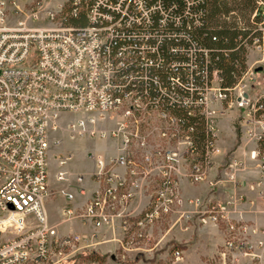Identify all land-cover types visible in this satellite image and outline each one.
I'll list each match as a JSON object with an SVG mask.
<instances>
[{"label": "built area", "instance_id": "1", "mask_svg": "<svg viewBox=\"0 0 264 264\" xmlns=\"http://www.w3.org/2000/svg\"><path fill=\"white\" fill-rule=\"evenodd\" d=\"M199 3L185 0L179 11L177 3L168 5L164 0H88L87 25L75 28L65 24L62 5L57 12L45 13L49 27L31 25L42 20L41 5L12 23L6 0H0V264H59L62 250L80 241L60 238L45 206L52 195L49 151L52 144L62 142L61 138L51 141L50 135L60 130L62 114L87 115L68 123L70 137L113 140L118 149L107 159L93 155V179L99 188L81 214L68 209L67 220L75 217L96 228L120 230L130 240L127 244L140 242L150 227L182 203V177L204 181L215 164L223 110L237 105L243 111L240 120L249 126L257 144L251 158L260 161L264 174L259 149L264 140L260 114L264 94L250 96L245 80L251 70L229 94L222 90L216 71L208 83L203 77L199 84L196 46L182 44L167 50L168 40H187L185 31L201 26L199 12H194ZM80 4L74 2L75 7ZM189 16L192 20L183 27L184 17ZM248 49L264 52L263 40L257 39ZM113 114L119 118L115 129L96 127ZM189 117L205 121L208 141L203 155L194 144L195 128L188 124ZM72 160L67 151L58 155L59 182L69 180ZM236 166L231 164L230 169ZM186 168L190 175L182 174ZM152 180L157 185L152 203L135 215L128 206L142 185ZM61 193L73 199L65 190ZM189 204L198 209L201 224L227 223L222 264L249 255L255 246L260 252L250 254L251 262L264 264V227L230 220L232 202L205 207L200 200H190ZM252 237L262 238L256 242ZM54 247L60 249L58 253ZM175 254L178 259L182 256L179 251Z\"/></svg>", "mask_w": 264, "mask_h": 264}, {"label": "rangeland", "instance_id": "2", "mask_svg": "<svg viewBox=\"0 0 264 264\" xmlns=\"http://www.w3.org/2000/svg\"><path fill=\"white\" fill-rule=\"evenodd\" d=\"M67 2L68 0H6V11L11 22L13 23L18 19L25 18V16L29 14L31 10L37 9L39 8V5H41L43 9V13L41 14L42 20L40 22L34 21L31 23V25L36 27H49V23L44 20L45 13L48 11L57 12L59 11V6H65ZM247 65L252 73L250 74V78L245 80V84H248L249 88H247V90L249 91L250 96L252 98H256L264 94V52L259 49L250 50L248 53ZM260 67L262 68V71H255ZM251 78L253 81H251ZM219 109L220 108H217L216 110ZM223 111L224 113H220L219 119L226 114L236 118L234 121L233 131L237 134V136L232 139V141H230V139H226V142H224L228 147V152L225 154V156H223L220 164L218 165L220 170L221 168L224 170H219L218 177H221L228 182H233L237 173L243 171L246 166V164H244L241 160L237 159L240 158L238 157L239 154L236 152L239 146L243 145L247 148V150L250 148L251 156L253 152H257V144L249 134V126L244 121L239 120L243 114V111L237 105ZM81 117H87V115L82 113H65L60 116V130L57 132H52L50 136L51 141H53L56 137H61L62 142L58 146H54L52 144L49 151V159L53 162L54 155L57 152L67 150V152L73 155L70 168H72L74 172L89 173L92 172L94 168V160L91 156L94 154L102 156L112 155L116 150V142L109 139H99L89 136L70 137V133L67 128L68 123L70 121H76ZM118 120L119 118L116 116V114H113L105 121L98 122L96 127L98 129L112 130L117 127ZM225 133H229V130L226 127L224 129V134L222 135L225 136ZM218 141L219 136L217 137L216 142L215 164L218 158V150L223 148L222 144L219 146L220 148L218 147ZM253 161L255 167L259 169L260 161L254 159ZM215 164L213 168L206 171L203 182H195L189 176H184L181 179H187L191 184L194 185L206 183L209 187H214L216 185V183L213 181V170L215 169ZM231 164H237V166L233 169H230ZM183 173L190 175L191 171L186 168L182 170V174ZM75 182L76 180L73 178L72 183L75 184ZM262 183H264V174L261 172V179L259 183L255 184L251 188L253 191L258 192L259 199L264 200V190L262 188L264 184ZM145 184L152 186L154 185L155 189L157 187L156 184H153V180L151 182L147 181ZM182 200L183 201L181 204L179 203L174 207L171 214L165 216L161 220L157 221L152 227H150L148 233L144 235L145 237L141 239L140 242L127 244L130 242V240H125V237L120 230L116 229V232H113L110 227L106 226L101 231L96 232L92 231L93 227L90 225V223L84 224V220L82 219H76L75 221L71 222L64 221L63 216L59 212V208L62 206L61 199L55 197V202H46V209L50 223L58 226L60 238H67L69 236L81 237L79 242H73L72 246H67L62 250L63 256H61V261L59 264H214L216 262L222 264V261H185L183 259L184 257L181 252L183 245L186 243L189 244L196 242L197 239L200 238V234H197V231L193 233L187 232V228L182 223L191 216L199 219V214L197 213L198 209L195 206L190 205L189 201L200 200L202 203L204 202L205 207L209 206L210 203H208L207 199L199 197ZM132 203L133 202H131L128 206V208L130 207V211H132ZM82 212L83 210H79L77 212L78 214L76 215L78 216ZM174 215H178V218L175 221H172V217ZM199 223L201 226L220 225L222 223L226 224L224 221L219 224L208 223L204 225L201 224L200 221ZM85 235L88 236L87 240L82 238V236ZM252 238L257 242L262 237ZM59 250V248L54 247V252L58 253ZM177 251H179L182 255L180 259L176 257L175 252ZM249 252L254 255L258 254L260 251L255 246V248ZM250 254L236 257L235 261H237L238 264H256V262H251L253 261V255ZM53 259L57 260V258ZM241 259H247L248 261H241ZM235 261H226V264H233ZM56 262L57 261H48L45 263L25 264H56Z\"/></svg>", "mask_w": 264, "mask_h": 264}, {"label": "crops", "instance_id": "3", "mask_svg": "<svg viewBox=\"0 0 264 264\" xmlns=\"http://www.w3.org/2000/svg\"><path fill=\"white\" fill-rule=\"evenodd\" d=\"M227 116V117H226ZM236 118H233L229 114L222 116L218 120V147L222 144L223 148H218V158L215 164V169L213 170V181L216 183L214 187H209L208 184H191L187 179H181L180 181V193L182 199H190L193 197L204 198L208 200L209 205L212 204H225L226 202H232V205L229 208V219L234 222H244L249 225H255L258 228L264 227V200L259 199V194L256 191H253L251 187L255 184H258L261 179V172L253 164V159L250 156L251 150L243 145L239 146L236 151L239 155L237 158L246 164L243 171L238 172L235 176L233 182H228L219 175L218 165L221 162V159L228 152V147L225 145L226 139H234L237 134L233 131L234 121ZM240 120V119H239ZM238 120V121H239ZM237 122V121H236ZM236 126V123H235ZM228 128L229 133L224 134V129ZM61 137L54 138V141ZM62 139V138H61ZM55 146V145H54ZM64 152L67 150H63ZM59 151L54 155L53 162L50 161L48 156L49 163V185L52 195L46 200V202H55L54 198L58 197L61 199V205L59 208L60 214L63 216L64 221H75L77 218L73 217L70 220H67L66 211L72 209L74 214H78L79 210H83L89 201L92 199L94 193L98 190L99 185L94 181L93 174L96 171V163L94 160V168L92 172L82 173L74 172L70 165L68 167L69 171V180L67 182H59L57 180V172L59 171L57 164V157L59 154L63 153ZM118 154V149L116 145L115 152L110 156L95 155L96 157L101 156L103 158H109L116 156ZM244 155V156H243ZM71 164V163H70ZM51 167V169H50ZM227 170V169H226ZM220 171H224L221 168ZM217 174V176H216ZM78 177H82V181H78ZM75 178V184L72 183V179ZM264 184V183H262ZM264 190V186L262 187ZM155 186L144 184L137 191V196L132 203V211L135 215H138L145 211L152 203L153 196L155 193ZM65 190L67 193L73 195V199L70 200L66 195L62 194L61 191ZM46 206V204H45ZM47 212V209H46ZM48 216V213H47ZM178 218V215L172 217V221H175ZM49 220V216H48ZM50 223V220H49ZM93 227L92 231H101L103 228H96L91 222H84V224H89ZM187 228V232L193 233L197 231V234H200V238L196 242L186 243L183 245L182 255L185 261H222L220 259V253L223 250V246L227 238V223H222L220 225H208L201 226L199 219L191 216L187 220L182 222ZM51 226L56 227L58 231V226L51 224ZM87 232V231H85ZM188 235L190 236V234ZM79 234V233H78ZM59 235V233H58ZM188 236V238H189ZM60 237V235H59ZM63 237V236H61ZM70 237V236H69ZM79 237V236H75ZM88 236H82V238ZM81 238V237H79ZM241 261H248L247 259H241Z\"/></svg>", "mask_w": 264, "mask_h": 264}, {"label": "trees", "instance_id": "4", "mask_svg": "<svg viewBox=\"0 0 264 264\" xmlns=\"http://www.w3.org/2000/svg\"><path fill=\"white\" fill-rule=\"evenodd\" d=\"M76 0H69L63 9L65 24L75 28L87 25L88 0H80L75 7ZM166 4H175L179 11L185 7V0H164ZM261 3V4H260ZM74 11H77L74 15ZM199 12L201 26L185 31L187 40L170 39L167 41V50L170 47L185 44L187 47L196 46L199 50L197 58V79L202 84L205 77L207 83L216 71L221 79L223 91L233 90L243 76L248 72L249 47L257 39L264 42V0H200L194 12ZM173 15L175 12L172 13ZM192 20L184 17V25ZM262 26V27H261ZM204 51L207 54H204ZM178 58V54L169 55ZM184 76V74H183ZM263 108L260 114L264 115V97L260 103ZM181 114L182 111H180ZM179 113V114H180ZM188 124L194 126V144L197 152L205 153L208 133L205 121L199 118H188ZM260 155H264V140L259 143Z\"/></svg>", "mask_w": 264, "mask_h": 264}, {"label": "water", "instance_id": "5", "mask_svg": "<svg viewBox=\"0 0 264 264\" xmlns=\"http://www.w3.org/2000/svg\"><path fill=\"white\" fill-rule=\"evenodd\" d=\"M256 71L257 72L262 71V68L260 67V68L256 69Z\"/></svg>", "mask_w": 264, "mask_h": 264}]
</instances>
